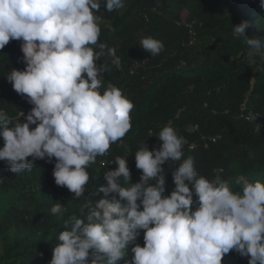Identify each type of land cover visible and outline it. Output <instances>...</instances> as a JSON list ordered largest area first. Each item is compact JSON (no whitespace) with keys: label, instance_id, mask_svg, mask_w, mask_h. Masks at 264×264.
<instances>
[{"label":"clouds","instance_id":"9594fccd","mask_svg":"<svg viewBox=\"0 0 264 264\" xmlns=\"http://www.w3.org/2000/svg\"><path fill=\"white\" fill-rule=\"evenodd\" d=\"M101 5L113 12L124 0H0V49L10 40L21 41L25 65L6 79L32 105L27 114L20 111L23 122L20 117L13 122L0 109V161L18 174L30 172L38 159L53 163L55 158L54 182L66 187L72 200L85 198L89 166L132 128L134 104L115 85L103 87L108 69L96 63L107 54L121 67L116 49L99 40L101 18L95 13ZM259 7L264 10V0ZM232 26L249 55L264 59V37L247 35V20ZM105 27L114 31L111 24ZM140 47L157 56L164 45L147 36ZM258 116L249 112L245 119L254 122ZM254 124L260 135L264 125ZM156 137L158 148L143 143L134 154L135 167L142 170L139 182H131L128 154L118 155L108 162L116 168L103 174L106 183L96 190L110 200H86L79 218L65 215L59 202L51 206L65 230L49 264H222L230 251L247 257L248 264H264V181L244 180L234 192L222 168L213 169L209 179L197 171L192 156L183 158L187 141L171 124ZM170 161L180 163L166 196L162 165ZM141 230L143 246L134 243ZM130 244L133 255L125 259Z\"/></svg>","mask_w":264,"mask_h":264},{"label":"trees","instance_id":"16d2710c","mask_svg":"<svg viewBox=\"0 0 264 264\" xmlns=\"http://www.w3.org/2000/svg\"><path fill=\"white\" fill-rule=\"evenodd\" d=\"M95 15L101 18L100 42L114 47L121 59L119 69L107 54L96 61L108 69L103 87L115 85L134 104L132 128L89 166L85 198L78 200L55 184V158L53 163L38 159L30 172L18 174L0 161V264H49L65 230L63 221L49 212L51 206L59 202L67 209L65 215L79 218L87 201L110 200L111 195H97L96 190L106 183L103 174L116 168L108 162L118 155L128 154L131 182H139L142 170L135 167L134 154L143 143L149 150L158 148L156 136L165 124L186 139L183 158L192 156L201 175L211 179L213 169L222 168L221 175L234 192L241 190L244 180L264 181V127L260 135L254 130V123L264 125V59L249 55L232 26L247 20V35L264 37L259 0H124L122 9L107 12L101 5ZM108 24L114 31L105 27ZM147 36L163 42L159 55L151 56L140 47ZM20 44L10 40L0 49V109L13 122L20 111L27 114L32 107L6 79L13 68L25 67ZM249 112L259 115L256 121L245 119ZM179 163L162 165L166 196L175 187L171 173ZM193 199L195 210L199 202L195 195ZM143 231L134 242L141 246ZM222 264H248V258L230 251Z\"/></svg>","mask_w":264,"mask_h":264},{"label":"built area","instance_id":"2783aa9c","mask_svg":"<svg viewBox=\"0 0 264 264\" xmlns=\"http://www.w3.org/2000/svg\"><path fill=\"white\" fill-rule=\"evenodd\" d=\"M212 140L215 141V140H216V137H214ZM125 259H130V258H129V256H128V257H126ZM123 264H124V260H123Z\"/></svg>","mask_w":264,"mask_h":264},{"label":"rangeland","instance_id":"374dc122","mask_svg":"<svg viewBox=\"0 0 264 264\" xmlns=\"http://www.w3.org/2000/svg\"><path fill=\"white\" fill-rule=\"evenodd\" d=\"M1 249V248H0Z\"/></svg>","mask_w":264,"mask_h":264}]
</instances>
